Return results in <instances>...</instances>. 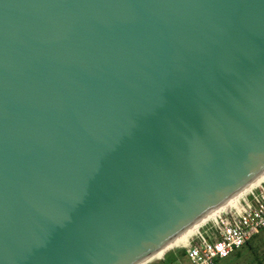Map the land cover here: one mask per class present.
<instances>
[{"label": "water", "instance_id": "obj_1", "mask_svg": "<svg viewBox=\"0 0 264 264\" xmlns=\"http://www.w3.org/2000/svg\"><path fill=\"white\" fill-rule=\"evenodd\" d=\"M264 180V0H0V264H148Z\"/></svg>", "mask_w": 264, "mask_h": 264}, {"label": "built area", "instance_id": "obj_2", "mask_svg": "<svg viewBox=\"0 0 264 264\" xmlns=\"http://www.w3.org/2000/svg\"><path fill=\"white\" fill-rule=\"evenodd\" d=\"M263 230L264 180L204 221L184 245L169 251L184 252L175 264H185L184 260L188 264H217Z\"/></svg>", "mask_w": 264, "mask_h": 264}, {"label": "rangeland", "instance_id": "obj_3", "mask_svg": "<svg viewBox=\"0 0 264 264\" xmlns=\"http://www.w3.org/2000/svg\"><path fill=\"white\" fill-rule=\"evenodd\" d=\"M187 241H182L179 245H184ZM172 251V250H171ZM256 254H254V252ZM258 256L260 259L264 258V230L263 232L250 240L247 246H242L234 250V253L225 260L216 261L217 264H256L254 256ZM164 257V256H163ZM163 258L150 262L160 263ZM185 264H188L187 260H184Z\"/></svg>", "mask_w": 264, "mask_h": 264}, {"label": "bare ground", "instance_id": "obj_4", "mask_svg": "<svg viewBox=\"0 0 264 264\" xmlns=\"http://www.w3.org/2000/svg\"><path fill=\"white\" fill-rule=\"evenodd\" d=\"M247 192V191H246ZM245 192V193H246ZM244 194V193H243ZM242 194V195H243ZM242 195H240V196H242ZM239 196V197H240ZM239 197H237L236 199H238ZM236 199H234V200H236ZM233 200V201H234ZM233 201H231V202H233ZM230 202V203H231ZM230 203H228V204H230ZM227 204V205H228ZM227 205H225L224 207H226ZM224 207H222V208H224ZM221 208V209H222ZM221 209H219L218 211H216L215 213H213L212 215H210L209 217H207L206 219H204L203 221H201L200 223H198L196 226H194L191 230H189L186 234H184L182 237H180L177 241H175L172 245H170L167 249H165L163 252H161L158 256H156L153 260H151L150 262H153V261H155L156 262V260H159V259H161L164 255H166V253L169 251V250H171L172 248H174V247H176L178 244H180L182 241H184V240H188L189 239V237L196 231V229L204 222V221H206L207 219H209V218H211L212 216H214L215 214H217ZM149 262V263H150Z\"/></svg>", "mask_w": 264, "mask_h": 264}, {"label": "trees", "instance_id": "obj_5", "mask_svg": "<svg viewBox=\"0 0 264 264\" xmlns=\"http://www.w3.org/2000/svg\"><path fill=\"white\" fill-rule=\"evenodd\" d=\"M248 244L249 243H247V245ZM183 254H184L183 251H179L177 252V254L169 251L166 253V255H164V258L160 261V263H151V264H175L178 258L183 257ZM254 254L256 253L254 252ZM254 259L256 264H264V258L260 259L258 256L255 255Z\"/></svg>", "mask_w": 264, "mask_h": 264}]
</instances>
